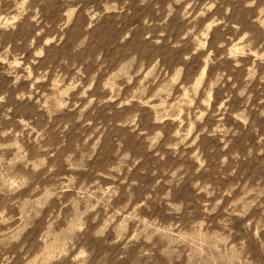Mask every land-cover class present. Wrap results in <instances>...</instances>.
Listing matches in <instances>:
<instances>
[{
	"label": "rangeland",
	"instance_id": "374dc122",
	"mask_svg": "<svg viewBox=\"0 0 264 264\" xmlns=\"http://www.w3.org/2000/svg\"><path fill=\"white\" fill-rule=\"evenodd\" d=\"M0 97V264H264V0H0Z\"/></svg>",
	"mask_w": 264,
	"mask_h": 264
},
{
	"label": "clouds",
	"instance_id": "9594fccd",
	"mask_svg": "<svg viewBox=\"0 0 264 264\" xmlns=\"http://www.w3.org/2000/svg\"><path fill=\"white\" fill-rule=\"evenodd\" d=\"M22 7V6H21ZM3 98L2 97H0V100H2ZM81 255H84V253L83 252H81Z\"/></svg>",
	"mask_w": 264,
	"mask_h": 264
},
{
	"label": "bare ground",
	"instance_id": "6f19581e",
	"mask_svg": "<svg viewBox=\"0 0 264 264\" xmlns=\"http://www.w3.org/2000/svg\"><path fill=\"white\" fill-rule=\"evenodd\" d=\"M204 70H205V68L203 69V71H202V72H204Z\"/></svg>",
	"mask_w": 264,
	"mask_h": 264
}]
</instances>
